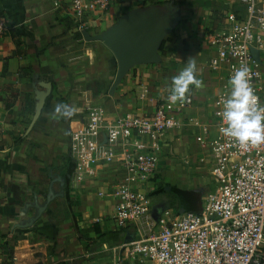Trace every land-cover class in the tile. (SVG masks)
<instances>
[{
    "label": "crops",
    "instance_id": "0c3cea01",
    "mask_svg": "<svg viewBox=\"0 0 264 264\" xmlns=\"http://www.w3.org/2000/svg\"><path fill=\"white\" fill-rule=\"evenodd\" d=\"M170 3L179 8L181 21L165 40L162 62L133 68L111 96L114 67L117 70L114 57L102 43L87 41L83 32L90 36L101 34L130 11L155 7L165 13V5ZM69 7V0H0V21L8 27L0 36V264H64L100 253L101 243L83 250L72 225L74 218L82 231L86 229L84 220L93 217L89 237L95 233L94 226L106 235L122 231L119 242L102 237L114 247L132 237L130 231L118 229L109 219L115 211L113 200L98 194L99 202L88 200L83 191L88 183L97 182L98 188L108 186L119 174L116 166L100 170L95 182L75 184L71 177L70 192L74 194L69 198L75 199L72 205L58 203L59 209L51 211L54 200L33 227L14 226L36 214V200L45 203L41 199L48 192L45 194L43 187L46 179L50 181L55 175V152L66 139L65 132L70 133V127L74 130L77 126L87 104L103 107L111 121L127 112L149 114L153 111L151 99L170 102L172 78L188 59H194L201 86H189L185 97L191 96L193 105L185 115L198 118L204 125L211 124L213 104L221 85L218 74L210 69L213 52L206 37L223 25L227 12L242 8L239 0H119L107 14L87 15L81 28L71 18ZM41 82L51 83L52 92L29 131L37 104L35 92L44 90ZM58 103L68 104L74 114L66 119L55 113ZM198 133V129L188 127L172 131L167 140L177 150L185 139H190L200 162L198 157H202L203 150L195 140ZM65 170L66 167L58 175ZM98 219L100 223H96ZM104 224L110 227L109 232H102L100 226ZM60 247L67 248L65 257H59ZM10 250L13 261L8 260ZM94 263L111 264L107 258Z\"/></svg>",
    "mask_w": 264,
    "mask_h": 264
},
{
    "label": "built area",
    "instance_id": "2783aa9c",
    "mask_svg": "<svg viewBox=\"0 0 264 264\" xmlns=\"http://www.w3.org/2000/svg\"><path fill=\"white\" fill-rule=\"evenodd\" d=\"M118 1L69 0V13L83 28L87 15L107 14ZM239 2L242 8L227 12L223 25L206 37L213 52L210 69L221 85L211 124L185 115L193 105L191 96L174 103L153 98L151 113L127 112L113 121L103 107L87 104L71 133L73 183L95 182L105 167L120 170L98 192L115 202L109 219L132 235L109 250L111 264H264V143L241 147L220 132L226 126L221 114L231 90L228 81L242 65L249 69L258 106L264 107V0ZM7 29L0 21V36ZM188 127L199 130V163L211 166L215 186L198 212L168 208L155 219L152 182L161 175L163 160L175 155L168 134Z\"/></svg>",
    "mask_w": 264,
    "mask_h": 264
},
{
    "label": "water",
    "instance_id": "95a60500",
    "mask_svg": "<svg viewBox=\"0 0 264 264\" xmlns=\"http://www.w3.org/2000/svg\"><path fill=\"white\" fill-rule=\"evenodd\" d=\"M180 21L179 8L170 3L165 5V13L155 7H151L149 10L130 11L122 15L109 29L101 34L90 36L88 32H83L87 41L102 43L114 57L117 70L110 88L111 96L133 68L156 65L162 62L160 48ZM254 57L259 60L258 52H254ZM40 85L44 90L35 92L37 104L29 131L40 118L46 100L52 92L51 83L41 82ZM55 181L53 180L50 184L45 203L40 204L37 200L35 201L36 214L17 223L14 228L28 229L33 227L51 202L65 196L63 191L55 192L53 188ZM59 181H62L63 187L65 180L60 177ZM166 189L177 193L181 201L179 214L188 212L190 209H194L196 212L199 211L198 204L189 202L182 190L174 187H167ZM161 210L158 207L154 208L153 216L155 219H157ZM131 239L132 237L128 236L125 242H129Z\"/></svg>",
    "mask_w": 264,
    "mask_h": 264
},
{
    "label": "rangeland",
    "instance_id": "374dc122",
    "mask_svg": "<svg viewBox=\"0 0 264 264\" xmlns=\"http://www.w3.org/2000/svg\"><path fill=\"white\" fill-rule=\"evenodd\" d=\"M114 72H116L115 67H114ZM72 131L73 129H71L70 127V133H69V130L65 132L67 137L62 143V145L58 146L55 152V160H54L55 165H52V167L54 168L53 170L55 171L54 173L55 175H58L59 173L63 171V169H65L66 164H67L66 159L70 157L69 145H70V135ZM185 141L186 142L179 145L177 150L173 149V152L175 154L173 157L168 156L167 157L168 159L166 158V160H163L164 166L162 165L163 167L162 173L161 175L157 176L155 180L152 182L153 187L149 192V197H150L153 208L158 207L162 209L161 211H163L164 209H168V208L174 210V209H177V207L181 205V204H178L179 197L177 193L174 191H168L166 189L167 187H176V188L185 190L187 192H190L195 198H198V200L200 201L198 203H201L204 196L215 186V183L213 182L211 175H210L211 166L210 165L204 166L203 164L199 163L198 159H196V156L194 155V148H196V146L192 143L190 139H185ZM198 158H201L200 154ZM62 163L63 165H61ZM49 182L50 181L46 179L44 187H43L45 194L46 192H48ZM70 183L72 184V182ZM96 183L86 184V187H85L86 189H83V191L86 192L84 193V195L88 197L87 198L88 200L99 202L97 194L100 188L96 186ZM162 188L163 190L161 191V193L156 194V191ZM54 189L56 191H59V188L57 185H54ZM70 190L71 189L69 186V192ZM70 194L73 195L74 193L70 192ZM45 197L46 195L43 196V198L41 199L42 203L45 202L46 200ZM69 200H70L71 205L75 202V199H73V197H71V199L69 198ZM62 202L69 203L68 200H64L63 198L55 199V201L51 204L50 210L53 211V210L59 209V206L61 204H58V203H62ZM172 202H175V203L172 204ZM198 208L199 209L201 208L200 204H198ZM190 211H195V210L190 209ZM87 218L88 219L84 220L85 224L83 225L85 226L86 229L82 230L81 232L82 239L79 242L81 243L83 250L85 249V245L93 246L94 244L101 243L102 251L96 255H89L88 257L82 256L76 260L70 261L68 264H95L94 261L96 259L97 261L100 260V262H104L105 258H107L108 263L111 262V260L109 259V255H110L109 250L112 247H114L112 246L113 244L106 241L104 238H102L101 235H98L95 233L91 235L93 237H89L88 233H90V231L88 229L92 225H94V222H93V217H87ZM74 223L75 224L77 223L75 218H74V222L72 223V225ZM100 227L103 229L102 232H109L111 230L109 229L110 227H108L106 224ZM58 250H59L58 252L60 255L59 257L61 258V254H64V257H65L67 248L60 247V249Z\"/></svg>",
    "mask_w": 264,
    "mask_h": 264
},
{
    "label": "clouds",
    "instance_id": "9594fccd",
    "mask_svg": "<svg viewBox=\"0 0 264 264\" xmlns=\"http://www.w3.org/2000/svg\"><path fill=\"white\" fill-rule=\"evenodd\" d=\"M228 83L231 90L223 101L221 114L226 126L221 127L220 132L241 147L264 143V107L258 106V97L250 87L248 67L242 65L236 69ZM190 85L201 86L194 59H188L186 66L172 78L168 100L183 101ZM54 111L66 119L74 114V109L65 103L56 104Z\"/></svg>",
    "mask_w": 264,
    "mask_h": 264
},
{
    "label": "trees",
    "instance_id": "16d2710c",
    "mask_svg": "<svg viewBox=\"0 0 264 264\" xmlns=\"http://www.w3.org/2000/svg\"><path fill=\"white\" fill-rule=\"evenodd\" d=\"M164 44H165V41H164V43L162 44V46L160 48V54L161 55L164 54ZM66 161H67L66 169H68V174L66 176V179H67L66 180L67 191H66V194H65L64 197H65L66 200L69 201L68 204H70V200H69V196H70L69 186H70V181H71L72 174H73L74 169H75V163L72 160L71 156L69 158H67ZM68 176H69V179H68ZM174 188H176V187H174ZM183 192L185 193L186 199L189 202H192V203H198V202H200L198 200V198H195L190 192H187V191H183ZM73 227L75 229V232L77 234V237H78L79 241H81V239H82V237H81V232H82L81 229L75 223L73 224ZM93 229H94V231H95L96 234L101 235L102 237L107 236L108 237V240H110L111 242H119L120 239H121L120 238V234L122 233V231L116 232L115 235L113 236L111 233L110 234H107V235L106 234H101V230H100V228L98 226H94ZM88 246L89 245H85V250H88L89 249ZM96 247H98V245L95 244V247L94 248H96ZM8 249L9 248L6 245V251H8ZM8 260L9 261H13V255H12V251L11 250H10V252H8ZM64 264H68V263H64Z\"/></svg>",
    "mask_w": 264,
    "mask_h": 264
},
{
    "label": "flooded vegetation",
    "instance_id": "af4514ba",
    "mask_svg": "<svg viewBox=\"0 0 264 264\" xmlns=\"http://www.w3.org/2000/svg\"><path fill=\"white\" fill-rule=\"evenodd\" d=\"M67 174H68V169H66L64 174H62V175H56V176L53 175L52 176V178L50 180V184L53 182V180H56L53 185H57L58 188H59V191H56V193H59V192L63 191L64 195L66 194V191H67V186H66V180L67 179H66V176H67ZM60 177H62L65 180V183H64L63 187H62V181H59Z\"/></svg>",
    "mask_w": 264,
    "mask_h": 264
}]
</instances>
